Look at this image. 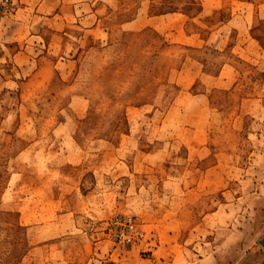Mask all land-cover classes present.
<instances>
[{
    "label": "rangeland",
    "instance_id": "1",
    "mask_svg": "<svg viewBox=\"0 0 264 264\" xmlns=\"http://www.w3.org/2000/svg\"><path fill=\"white\" fill-rule=\"evenodd\" d=\"M139 2L90 3L92 10L96 8L100 13L104 5L119 6L120 10L112 11L109 21H105L113 33L109 46L101 45L96 33L86 31L83 26L60 30L59 26L56 29L43 25L39 26L38 35H34L37 37L27 35L26 28L10 26V20L16 19L13 15L23 5L22 0H12L11 9L0 14V194L7 181L11 184L0 203V264H203L199 261L204 252L198 245L201 236L195 230L197 218L193 216L185 225L178 222L182 234L173 237L167 235L170 226L163 218L165 207L171 202L159 190L166 163L173 161L178 165V171H173L177 181L191 179L197 172L195 161L182 164L181 142L170 143V154L161 163L139 166L137 162L134 175L113 169L118 159L132 162L135 148L143 152L152 141L163 142L181 131V123L173 119L178 111H170V126L161 132L149 120L147 111L152 101L159 109L155 119H159L175 95L173 87L166 88L163 83L165 73L180 64L182 52L165 50L154 33H148L151 37L117 34V24L133 15ZM84 9L87 5L79 7L78 13ZM36 30L37 26L28 28L31 34H37ZM52 31L61 35L52 36ZM16 37H23L27 57L15 56L14 51L21 46L14 41ZM63 52L74 59H54ZM162 55L168 58L149 60ZM146 74L150 76L152 90L143 91L140 101L133 100L132 96L137 94L135 81ZM255 77L256 74H250V78ZM235 96L234 93L229 99ZM176 101L183 104L186 98ZM135 102L147 106L134 110ZM261 118L264 119V111ZM259 132L258 139L252 138L242 151L264 152V126ZM125 133L135 136L127 139L122 136ZM71 147L81 148L89 155L82 164L57 176L62 182L60 194L64 196L68 191L72 194L79 188L94 193L69 205L75 207L74 218H83L62 220V230L49 226L38 230L39 224L52 223L50 218L54 214L49 213L52 207L45 206L38 218V202L24 198L23 220L21 182L32 184L42 177L44 162L53 158L46 155V150ZM26 148L36 153L27 154L22 160L18 153ZM101 148L111 154L96 155ZM237 157L234 162L241 164L243 159L244 163L237 165L239 171L233 172L231 180L220 189V214L211 220V226L215 223L213 240L217 251L209 264H264V154ZM134 182L141 186H134ZM172 202L174 206L180 205L175 199ZM67 206L63 203L60 209ZM116 215L133 217L140 224L144 239L139 246L124 248L106 236L105 223ZM189 224L193 228L186 229ZM155 227L161 234H157ZM168 243L174 244V250L166 249ZM207 247L210 252L211 246Z\"/></svg>",
    "mask_w": 264,
    "mask_h": 264
},
{
    "label": "crops",
    "instance_id": "2",
    "mask_svg": "<svg viewBox=\"0 0 264 264\" xmlns=\"http://www.w3.org/2000/svg\"><path fill=\"white\" fill-rule=\"evenodd\" d=\"M22 1L23 5L13 15L16 19L10 20V26L26 28L27 35H32L33 38L37 37L34 35H38L39 26L43 27V25L60 30L66 26L76 28L83 26L86 31L96 33L101 45L109 46L113 43L112 28L105 21H109L112 11L120 10L119 6L104 5V10L100 13L96 8L92 10L90 5L97 0ZM139 1L133 15L117 24V34L151 37L148 33H154L160 38L165 50L179 49L182 52L179 53L180 64L165 73L167 77L163 83L166 88L173 87L175 95L167 104L164 113H160L159 119H155L159 109L152 101H149V111H147L149 120L157 124L160 132L170 126L168 125L170 111H178L176 113L178 116L174 114L173 119L181 123V131L172 134L163 142L158 139L152 141L143 152L135 148L131 153L134 155L132 162L125 163L122 159H118V164L113 169L118 172L126 171L129 176L130 173L134 175L137 162L139 166H154L161 163L170 154V143L180 141L183 148L182 164L195 161L197 172L191 179L177 181L173 178V171H178V165L173 161L166 163L165 177L161 179L159 190L165 197L171 199L170 205L165 207L166 214L163 217L165 224L170 226L167 235L173 237L182 234L178 222L185 225L195 216L197 218L195 230L201 236L198 238L200 240L198 245L204 252L199 261L209 264L211 257L214 259L217 251V243L213 240L215 223L213 222L212 226L210 224L211 220L214 221L220 214V189L226 181L231 180L230 175L232 176L233 172L239 171L240 167L237 165L242 166L241 164L244 163L243 159L240 164V161L234 162L233 158L237 159V156L242 155L244 159L251 156L261 157L264 154L260 149L242 151L252 138L258 139L261 133L259 131L264 126V119L261 118L264 111V29L262 28L264 0ZM82 5H87V9L78 13V8ZM24 16L28 18L23 19ZM34 26H37V34L28 31V28ZM51 34L61 35L57 31H52ZM22 39L23 37L14 38L18 45L21 44L14 51L15 56L21 58L27 57L26 52H28L26 43ZM65 44L66 42L63 46ZM62 54L56 55L54 59L63 61L74 59L73 55L66 52ZM163 57L168 58L162 55L149 60H161ZM252 73L256 74L254 79L250 78ZM148 75L139 76L135 81L134 90L137 94L132 96L133 100L140 101L143 91L152 90ZM234 93L235 99L230 100V96L232 97ZM182 97L186 98V102L180 104L176 100ZM146 106L147 104L135 102L132 108L139 110ZM122 136L130 139L135 135L125 133ZM104 142L107 143L108 140ZM104 148H101L96 155L109 156L111 152ZM46 152L47 156L53 158L44 162L45 172L42 177L32 184L25 183L24 180L21 182L23 190L21 218L23 220L26 218L24 198H33L38 202V218L45 206L52 207V211L48 210L50 214H54L50 218L52 221L50 225L42 223L37 229L41 230L49 226L52 229L62 230L61 221L72 219L76 215L72 211L75 207L71 208L69 205L74 201L86 200L94 191L86 192L79 188L72 194V191H68L62 196L60 194L62 182L57 176L82 164L89 152L75 147L69 150L49 149ZM34 153L36 151L30 152L26 148L21 149L18 156L23 160L27 154ZM21 171L24 178L25 169ZM88 182L84 181V183ZM10 185V181H7L0 194V203L6 198L7 188ZM140 186L136 185V187ZM89 188L91 189V186ZM173 199L176 200V204H180L178 207L174 206ZM63 203L68 206L61 210L60 205ZM79 218L83 217L75 216L74 219ZM188 228H193V225L189 224L186 229ZM154 230L157 234H161L159 228L155 227ZM209 234H212V237H209ZM209 245L212 248L210 252L207 247ZM174 247L173 243H168L166 249L174 250Z\"/></svg>",
    "mask_w": 264,
    "mask_h": 264
},
{
    "label": "built area",
    "instance_id": "3",
    "mask_svg": "<svg viewBox=\"0 0 264 264\" xmlns=\"http://www.w3.org/2000/svg\"><path fill=\"white\" fill-rule=\"evenodd\" d=\"M12 5V0H0V14L10 10ZM104 230L114 244L124 248L139 246L144 239V232L137 220L125 215L111 217L105 223Z\"/></svg>",
    "mask_w": 264,
    "mask_h": 264
}]
</instances>
